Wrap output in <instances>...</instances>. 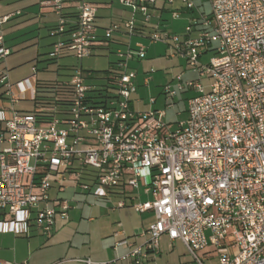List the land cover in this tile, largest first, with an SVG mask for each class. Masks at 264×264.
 Listing matches in <instances>:
<instances>
[{"label": "built area", "instance_id": "built-area-1", "mask_svg": "<svg viewBox=\"0 0 264 264\" xmlns=\"http://www.w3.org/2000/svg\"><path fill=\"white\" fill-rule=\"evenodd\" d=\"M159 1L120 0L134 13L152 18L150 9ZM198 0H182L188 10ZM212 13L193 17L182 37L156 29L152 42L167 43L174 55L184 56L199 73V79L185 81L176 76V86L163 88L165 104L174 105L179 92L194 90L187 100L188 118L172 130L166 110L135 111L132 96L137 91L133 60L147 55V46L118 49V60L109 74L110 85L100 97L87 83L90 72L78 66L68 85L73 97L66 111L41 105L35 112L12 109L9 117L0 110V226L17 234H29L31 224L49 234L56 217H68L71 205L59 201L49 205L55 181L74 180L85 190L127 188L152 196L133 204L137 212L152 210L156 220L143 245L127 238L116 245L129 247L123 257L131 264H157L160 239L181 240L197 264H205L214 253L218 264H264V0H210ZM58 17L53 30L62 34L72 23L70 38L58 41L52 52L59 57L69 49L82 60L94 55L98 5L90 0H41ZM75 10L74 21L67 8ZM20 13V12H16ZM14 14L0 16V60L10 50L4 46L2 24ZM179 17L178 10L173 12ZM125 26L134 35V20L114 24L106 30L111 38ZM197 35H193L194 30ZM214 42L216 55L208 65L200 58ZM213 78L206 91L201 80ZM8 72L0 71L7 87ZM148 83L150 77H147ZM95 101H98L95 103ZM151 101H155L154 98ZM93 184L83 181L84 170ZM105 194V193H104ZM138 196H133V199ZM118 206H126L121 199ZM27 215L20 218V213ZM121 224V223H120ZM112 264L89 257L61 259L54 264ZM18 264V263H0ZM27 264V263H24Z\"/></svg>", "mask_w": 264, "mask_h": 264}, {"label": "crops", "instance_id": "crops-1", "mask_svg": "<svg viewBox=\"0 0 264 264\" xmlns=\"http://www.w3.org/2000/svg\"><path fill=\"white\" fill-rule=\"evenodd\" d=\"M90 1L98 5L97 18L95 21V35L97 38L95 52L98 50H113L114 48H117L116 50H118V47L124 45L129 39V44L132 46H137L138 43L145 44L147 46L148 54L150 49V43L148 41H150L149 36L152 31L151 26L157 25L165 27V13L168 11L173 13L178 10L181 15L188 10L185 8L182 0H175L173 3L159 1L150 9L151 14H153L151 20L149 22H144V16L142 14L134 13L130 7L123 5L120 0ZM198 10H200L199 6ZM66 13L71 21L76 19L74 8H67ZM8 14L14 15H12V17L5 23L8 30L5 33L2 28V34L4 35V46L10 50V53L0 60V71L6 70V66H15V68L23 66L24 61L22 60L24 59L12 56L15 51L19 49H27L29 47L35 48L32 50V54L29 55L28 59L25 58L26 60H29L26 63L31 62V66H29L28 70H24L23 73L15 70L12 71L11 69L6 70L9 76L8 82L10 87L4 86L5 89L0 92V110H3L7 117L10 116L12 109L23 113L37 111L41 106V102H46L55 97V91L39 88V86L47 84L57 86L58 84V87L60 88V84L66 85L69 83L75 68L78 67L72 65L73 68L71 69L68 78L64 79L62 82L57 81L55 83H50L40 79L38 63L41 60H48L46 57L42 58L41 56L46 54L54 60L56 57H53L51 54L54 50L55 44L60 40H69L70 34H56L53 32L57 27L58 17L50 8L42 6L41 0H0V16ZM130 18H133L132 20L135 21V26L137 28L134 35H130L127 28L122 26L120 30L113 33L111 38L107 39L105 37L106 30L110 26L121 24L123 21H127ZM152 20H157L158 23L155 24L154 22H151ZM197 33L198 32L195 29L193 35H197ZM12 40L14 41L12 42ZM208 51L207 48L203 49V54ZM35 54H37V57H34ZM69 56L77 58L74 52L69 49H63L59 57L62 58ZM114 64L115 62H111L109 69L103 71L104 74L98 77L106 79V84H95L93 82L87 83L94 86L95 90L108 87L110 85L109 74L111 70H113ZM147 77H150V80L152 77L149 75L144 78V85L148 86L150 80L147 83L145 80ZM137 80L138 73L136 83ZM0 83L2 82L0 81ZM2 85L4 84L2 83ZM137 92L138 86L135 93ZM133 96L132 108L135 111L152 110H138ZM152 98H154L155 101H150L152 104H155L158 97ZM138 102H141V100H138ZM1 130H5L4 122L0 123V135ZM4 145L5 144L0 143V150H2ZM83 181L93 184L90 175H86ZM73 185L76 184H74V181L72 180H66L63 184L55 181L50 190L49 205L54 206L59 201H64L65 199L60 195L61 192L73 187ZM88 192L104 200H109L110 194L117 196V200L113 201L115 205L111 207L112 213L115 215L113 216L115 221H113V226L102 234L101 238L94 240L92 236L88 237V235H84L82 238H77L80 226L78 229H75V224L79 225L82 221L76 223V221L71 218L74 217V213H76L78 208L73 207L70 202L67 201L71 205V208L68 211V217L65 218L58 215L56 217V224L49 234L41 233L37 230L34 224H31L29 234H17L14 231L9 230L6 225L2 228L0 226V263L54 264L61 259L89 257L94 261H111L113 262L112 264H131V258H123L129 252V247L125 245L117 246L116 243L127 238L135 245H143L149 239L147 231L150 225L156 220L155 214L152 210L139 213L136 211L133 204L138 201L150 200L152 199V196L145 193L143 188H141L139 192L138 190L128 188L127 190L122 191L109 190L107 188L102 189L96 185L92 186V189L88 190ZM136 195L138 197L133 199V196ZM121 199L126 200V206H118V202ZM88 223L93 225L95 223L94 218H89ZM164 237H167V239L170 240L167 235H163L160 239V249L161 241ZM176 241L178 240H170L172 243ZM157 259L158 258L156 257V262L158 261Z\"/></svg>", "mask_w": 264, "mask_h": 264}, {"label": "rangeland", "instance_id": "rangeland-1", "mask_svg": "<svg viewBox=\"0 0 264 264\" xmlns=\"http://www.w3.org/2000/svg\"><path fill=\"white\" fill-rule=\"evenodd\" d=\"M197 4L200 10H198V8L189 11L187 10L179 17L174 18L171 11L166 12V26H151V32H154L156 29L166 30L183 37L186 34L187 27L190 25V20L193 17L200 16V12H204L208 15H211L212 13V4L210 0H198ZM132 19L133 18H130L128 20ZM124 22L125 21L121 24L124 25ZM151 22H154L155 24L158 23L157 20H152ZM5 23L2 24V28L6 33L8 27L5 26ZM149 40L151 41L150 38ZM13 41L14 40H12V42ZM150 41H148L150 43V49L147 57L142 60H134L131 62V67L138 73V92L134 94L133 99L136 102V108L138 110H148L154 108L166 110L167 114L165 120L168 124H170L171 129L175 130L178 126V122L187 119V100L195 95L196 92L190 89H187L184 92L180 91L178 96L173 101L174 105L167 107L165 104V95L162 94L163 88L167 84L176 86V81L174 79L182 73L185 81H197L199 79V73L188 64V61L184 56H173V51L168 44L152 41L151 43ZM129 45L131 44H129L128 39L125 44L119 46L120 48L118 47V49L126 51L128 50ZM217 45L218 43L214 42L210 49L208 48L209 51L202 55L200 58L202 64L208 65L210 63V60L216 55L215 48ZM132 47L135 48L136 46ZM34 48L35 47H29L27 49L25 48L15 51L12 56L24 59L22 60L24 61V64L23 66L16 68L15 66H6V70L11 69L12 71L15 70L22 73L24 70H28L29 66H31V62L26 63L29 61L26 59H28L29 55L32 54V50H34ZM116 49L98 50L94 53V55L87 56L82 60L73 56L62 58L56 57L53 60L49 57V55L44 54L41 57H46L48 60H41L38 63L40 79L50 83H55L57 81L62 82L64 79L68 78L71 69L73 68L72 65H82L81 67L85 70V72H91L87 82L106 84V79L98 77L104 74L103 71L109 69L111 62H117L119 59L116 54ZM34 57H37V54H35ZM149 75L152 79L150 80V84L147 86L144 85V78ZM201 82L204 85L205 90L209 91L213 78L207 75L202 78ZM4 86L5 85L0 83V92L5 89ZM152 97H158L155 104H152L150 101ZM138 100H141V102H138ZM74 184L76 185L62 191L60 195L63 199H65L64 201H68L73 207L78 208L76 213H74V217H71L74 221H76V223L82 221L79 225L75 224V229H78L80 226L77 238H82V236L88 235V237L92 236L94 240H97L102 237V234H104L105 231L113 226V221H115L113 216L115 215L112 213L111 207L115 205L113 201L117 200V196L110 194V202L109 200L98 198V196L89 193L88 190L80 187L75 181ZM91 217L95 220L93 225L88 223V219ZM209 250L212 251L213 247L199 253L202 260L205 264H218V256L216 253L213 254L214 256L212 258H208L207 255H205V252ZM157 258V264H197L193 255L184 243L179 240L172 243L167 239V237H164L161 241V249L157 254Z\"/></svg>", "mask_w": 264, "mask_h": 264}, {"label": "trees", "instance_id": "trees-1", "mask_svg": "<svg viewBox=\"0 0 264 264\" xmlns=\"http://www.w3.org/2000/svg\"><path fill=\"white\" fill-rule=\"evenodd\" d=\"M73 29L72 23H68V29L62 33H70V31ZM59 85H52V84H47V85H43V86H39V88H44V89H48L49 91L53 90L55 91V97L46 101V102H41V105H48V106H58L60 111H66L68 109L69 103L72 100L73 97V89L70 85L68 84H60V88L58 87ZM93 93H97L98 95L96 97H100V94H102V90L101 89H97L95 91H93ZM65 96V97H64ZM98 101H95V103ZM91 170L87 169L84 170V176L83 179H85L86 175H89Z\"/></svg>", "mask_w": 264, "mask_h": 264}, {"label": "clouds", "instance_id": "clouds-1", "mask_svg": "<svg viewBox=\"0 0 264 264\" xmlns=\"http://www.w3.org/2000/svg\"><path fill=\"white\" fill-rule=\"evenodd\" d=\"M26 215H27L26 213L21 212V213H20V218H21V219H24V217H25Z\"/></svg>", "mask_w": 264, "mask_h": 264}]
</instances>
